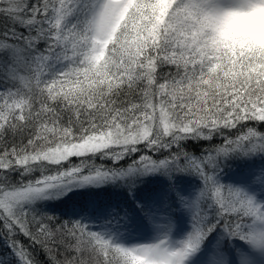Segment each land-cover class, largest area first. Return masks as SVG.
I'll use <instances>...</instances> for the list:
<instances>
[{
  "label": "snow or ice",
  "instance_id": "snow-or-ice-1",
  "mask_svg": "<svg viewBox=\"0 0 264 264\" xmlns=\"http://www.w3.org/2000/svg\"><path fill=\"white\" fill-rule=\"evenodd\" d=\"M261 7L0 0V264H264V202L219 179L264 156V53L214 29Z\"/></svg>",
  "mask_w": 264,
  "mask_h": 264
},
{
  "label": "clouds",
  "instance_id": "clouds-1",
  "mask_svg": "<svg viewBox=\"0 0 264 264\" xmlns=\"http://www.w3.org/2000/svg\"><path fill=\"white\" fill-rule=\"evenodd\" d=\"M215 44L231 52L264 53V7L230 13L214 22Z\"/></svg>",
  "mask_w": 264,
  "mask_h": 264
},
{
  "label": "trees",
  "instance_id": "trees-1",
  "mask_svg": "<svg viewBox=\"0 0 264 264\" xmlns=\"http://www.w3.org/2000/svg\"><path fill=\"white\" fill-rule=\"evenodd\" d=\"M165 72L168 71L167 68L164 69ZM217 142H219V139H217ZM199 146H194L190 147L191 151H197ZM264 157L263 158H257V157H252V158H231V159H225L220 172H219V179L221 183L224 184H230L231 181L229 180L235 173H247L250 174L253 172V174H250L254 177V180L256 181L257 179L261 182L259 184H264ZM257 175V176H256ZM256 176V178H255ZM176 183L179 186H184L186 191H189L190 189L195 188L199 181L196 180L193 177H188V176H178L176 178ZM259 189H263L258 186ZM71 195V194H70ZM80 198L76 197L74 198L75 201H79ZM73 207V202H70L68 204L64 205H58L57 210L61 213H66L70 212ZM187 217L183 215V213H177V225L185 220Z\"/></svg>",
  "mask_w": 264,
  "mask_h": 264
},
{
  "label": "rangeland",
  "instance_id": "rangeland-1",
  "mask_svg": "<svg viewBox=\"0 0 264 264\" xmlns=\"http://www.w3.org/2000/svg\"><path fill=\"white\" fill-rule=\"evenodd\" d=\"M263 158L264 156H257V158ZM264 160V159H263ZM250 174H253L250 173ZM250 174L245 173H235L229 180L233 184V186H238L246 191L249 195H252L259 202H264V184H259L261 180L258 179L255 181L254 177ZM257 176V175H256ZM255 176V178H256ZM261 187L263 189L258 188ZM181 190L187 192L184 186H180ZM178 230L187 227V218L180 222L178 225Z\"/></svg>",
  "mask_w": 264,
  "mask_h": 264
}]
</instances>
